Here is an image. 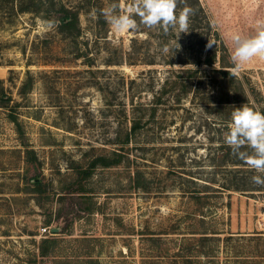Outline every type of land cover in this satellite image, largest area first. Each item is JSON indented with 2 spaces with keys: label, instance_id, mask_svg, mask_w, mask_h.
<instances>
[{
  "label": "rangeland",
  "instance_id": "1",
  "mask_svg": "<svg viewBox=\"0 0 264 264\" xmlns=\"http://www.w3.org/2000/svg\"><path fill=\"white\" fill-rule=\"evenodd\" d=\"M199 1L207 18L179 36L114 33L100 10L131 0H62L80 12L76 39L33 13L0 29V76L26 132L0 107V264H264V187L224 142L236 104L264 112V59L229 68L245 90L178 63L217 42L221 68L264 0Z\"/></svg>",
  "mask_w": 264,
  "mask_h": 264
},
{
  "label": "clouds",
  "instance_id": "2",
  "mask_svg": "<svg viewBox=\"0 0 264 264\" xmlns=\"http://www.w3.org/2000/svg\"><path fill=\"white\" fill-rule=\"evenodd\" d=\"M178 5H183L179 11ZM96 11L93 9V15ZM193 12L187 0H131L126 6L114 2L100 10V15L114 33L135 32L142 25L149 29H162L165 34L170 30L175 31L179 36L180 33L188 32L189 17ZM43 23L49 29L56 27L54 20H45ZM230 39L233 45L230 61L234 71L254 58L264 59V20L256 22L253 34L245 36L233 33ZM213 45L209 41L208 47ZM224 142L231 148L233 155L257 173L251 177L252 183L264 187V112L248 104L233 108ZM245 148L251 149V153L242 150Z\"/></svg>",
  "mask_w": 264,
  "mask_h": 264
},
{
  "label": "trees",
  "instance_id": "3",
  "mask_svg": "<svg viewBox=\"0 0 264 264\" xmlns=\"http://www.w3.org/2000/svg\"><path fill=\"white\" fill-rule=\"evenodd\" d=\"M188 6L192 7L194 9V12L189 17L190 22V30H195L201 27L202 19H206L205 11L203 7L201 6V3L199 0H187ZM183 5H178V9L182 8ZM26 13H33L36 15H42L43 19L45 20H54L56 21V27L59 34L66 36V38H74L76 39L81 32V21H80V12L79 10L75 8H69L62 2V0H0V29H5L7 26H14L19 17L22 14ZM202 18V19H201ZM207 24V23H206ZM207 27L211 30L212 27L208 23ZM215 39L219 41L217 34L215 33ZM217 42H215L216 51H213L212 49L205 58H202L199 56L196 60H181L178 63L182 65H188V64H195L199 69H201L202 66H210L212 68L213 72L221 73L224 75L225 78H231L233 81L232 83H237L238 85H241L242 89H244V86L242 82L237 78V76L229 70V68H233L234 65L230 60H227V57L224 55L220 59L221 68H217L215 65L218 62V46L216 45ZM201 47H205V42L200 41ZM2 43H0V46ZM91 60L88 59L87 63ZM175 62H170V64H173ZM5 63L2 58H0V66H3ZM91 64V63H90ZM89 64V65H90ZM197 68V69H198ZM180 71H184L183 69H180ZM191 73H196V70H187ZM11 73L14 72V70H10ZM28 77L24 81L20 94L25 95L29 93V90L33 86V78L31 75L30 70H28ZM180 77V74H173L171 77L166 79V82L164 83V88L167 89L168 85L171 82H175ZM177 83V82H176ZM191 90V85L184 84L182 86V91L184 94H188V92ZM245 90V89H244ZM166 91V90H165ZM163 93V92H162ZM165 93V92H164ZM177 101L181 100V96L176 98ZM161 96H158L156 98V103H162ZM248 104L251 107H254L252 104H250L249 101L245 100L241 102V105ZM0 107L5 108L9 110V118L12 122L16 125L17 133L20 136V138H24L26 136V132L23 128L22 123L19 120V110L18 108L19 103L15 102L14 97L9 92L6 81L0 76ZM241 107L239 104H236L234 108ZM233 111V109H232ZM231 111V112H232ZM141 125V122L135 121L133 128L130 132H128L127 139L131 137V135L135 134L138 130V127ZM27 152H30V147L25 144ZM228 149L231 150L230 147ZM246 149V148H245ZM118 163V162H116ZM234 165H246L244 161L241 159L233 160ZM234 172H238L237 170H234ZM234 190H242L239 186L232 188ZM202 193V192H199Z\"/></svg>",
  "mask_w": 264,
  "mask_h": 264
},
{
  "label": "built area",
  "instance_id": "4",
  "mask_svg": "<svg viewBox=\"0 0 264 264\" xmlns=\"http://www.w3.org/2000/svg\"><path fill=\"white\" fill-rule=\"evenodd\" d=\"M262 214H264V211L262 212Z\"/></svg>",
  "mask_w": 264,
  "mask_h": 264
}]
</instances>
